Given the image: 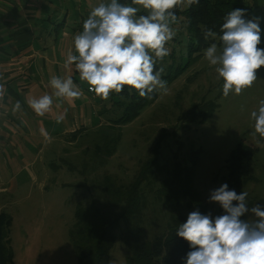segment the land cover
I'll return each instance as SVG.
<instances>
[{"label": "rangeland", "instance_id": "1", "mask_svg": "<svg viewBox=\"0 0 264 264\" xmlns=\"http://www.w3.org/2000/svg\"><path fill=\"white\" fill-rule=\"evenodd\" d=\"M34 1L35 4H75V0ZM255 3V10L246 18H264V0H255ZM176 21L171 24L176 35L166 46L176 52L174 67L181 66L184 70L176 79L167 81V93L157 92V99L132 122L121 128L111 127L106 121L113 114H105L102 126L79 131L78 137L39 138L38 149L32 150L29 142L33 141L36 147L37 140L27 137L22 130L12 129L13 120L7 121L4 117V122L0 121L13 131V135H9L0 129V213L12 217L8 233L14 254L13 264H77L70 232L77 205L88 203L87 186L107 173L128 183L139 173L142 163L161 137L164 138L161 165L167 166L169 171L174 162L182 168L190 166L194 151L200 150L193 187L201 196L204 211L189 202V196L183 197L181 204L170 211L152 194L145 211V237L146 234L163 232L171 215L184 218V222L188 214L197 209L204 214L210 212L213 218L219 215L221 206L210 202L209 197L212 190L225 182L229 155L239 143L257 148L250 166L255 180L244 186L247 201L251 200L255 207L264 196V138L259 134L253 136L254 121L250 117L264 99V66L258 70V78L251 88L244 89L239 95L230 93L224 97L223 78H218L215 66L209 65L204 53L191 59L180 18ZM260 26L262 42L258 47L264 48V19H261ZM217 45L222 48V44ZM5 100L0 87V118L11 111ZM209 100L218 103L219 107L206 121L183 119L194 104ZM104 103L108 108L111 106L109 100ZM77 124H82V120L78 118ZM102 135L118 138L116 151L104 167L84 176L82 163L93 158V148L95 143L103 140ZM71 166L75 170H70ZM165 173L164 170L162 178ZM242 219L251 223L257 218L248 213ZM125 227L124 221H120L110 264H127L129 251L122 238Z\"/></svg>", "mask_w": 264, "mask_h": 264}, {"label": "clouds", "instance_id": "2", "mask_svg": "<svg viewBox=\"0 0 264 264\" xmlns=\"http://www.w3.org/2000/svg\"><path fill=\"white\" fill-rule=\"evenodd\" d=\"M199 2L131 0L125 5L119 0H102L91 8L82 31L74 36V51L68 50L65 67L74 64L79 79L89 85L88 90L105 101L113 93H122L126 86L142 98L150 99L154 92L166 94L164 68H157V62L170 54L166 45L176 35L171 27L177 19L175 9ZM261 19L246 18V9L231 10L221 25L222 48L212 43L204 51L218 78H223L224 97L251 88L264 66V48L258 47L262 42ZM202 31L205 40L217 37L212 29ZM49 83L57 98L70 103L86 98L71 75L52 76ZM28 105L38 116H44L52 109L53 96L29 99ZM20 107L17 101L14 111ZM250 117L254 121L253 136L264 138V99ZM62 120L63 116L58 117V122ZM247 196V192L237 193L223 183L211 191L209 201L218 203L224 214L213 218L210 212L204 214L198 209L188 214L176 231L191 249L183 258L185 264H264V204L250 208ZM248 213L257 219L251 223L242 219Z\"/></svg>", "mask_w": 264, "mask_h": 264}, {"label": "trees", "instance_id": "3", "mask_svg": "<svg viewBox=\"0 0 264 264\" xmlns=\"http://www.w3.org/2000/svg\"><path fill=\"white\" fill-rule=\"evenodd\" d=\"M119 2L125 5L131 4V0H119ZM254 4H256L255 0H200L199 4L175 9L188 41L186 49L191 59L202 56L212 43L222 44L219 40L222 35L221 25L228 12L236 8L246 9L247 16L255 10ZM202 29H212L217 33V37L205 40ZM175 53L174 50H170V54L163 61L157 62V68H164L162 78L166 81L176 79L184 70L181 66L174 67ZM157 97L158 93L154 92L150 99L142 98L137 91L130 92L126 86L122 93H113L110 96L109 108L104 105L103 99L97 97L96 101L100 104L97 115L103 117L105 114H113V117L106 121V125L121 128L136 119ZM218 107L215 101H202L194 104L183 119L204 122ZM102 136L103 140L100 139L99 143H95L93 158H90V162L87 160L82 163L81 173L84 176L89 171L95 173L98 167H104L116 151L118 138ZM163 140L162 137L159 139V143L155 144L151 154L142 163L139 173L128 183L120 182V179L107 173L96 179L97 184L92 183L87 186L88 203L77 205L75 222L70 232L77 264H110V253L116 243V229L120 221L126 224L122 238L129 251L127 264H185L183 258L191 249L188 242L176 234L184 218L171 215L170 223L163 232L146 234L148 239L144 236L145 211L150 203L149 196L152 194L160 205L170 211L179 206L182 198L186 196H189V202H193L201 210L204 209L201 196L193 187L200 150L194 151L190 166L182 168L179 163L174 162L173 169L169 171L167 166L161 165ZM256 154V147L244 143H239L230 153L227 175L224 177V183H227L230 189H235L237 193L245 191L244 186L255 180L250 166ZM69 169L75 170L73 166ZM164 170L166 173L162 178ZM249 201L246 199L247 205L254 207L252 201ZM257 203L264 204V196ZM221 214H224L222 207L219 210V215ZM11 225L12 217L4 212L0 213V264L14 262L8 233Z\"/></svg>", "mask_w": 264, "mask_h": 264}, {"label": "crops", "instance_id": "4", "mask_svg": "<svg viewBox=\"0 0 264 264\" xmlns=\"http://www.w3.org/2000/svg\"><path fill=\"white\" fill-rule=\"evenodd\" d=\"M32 1L0 0V87L5 104L11 109L1 115L0 121L4 122V117L7 121L13 120L11 128L37 140L36 147L31 140L28 145L37 150L39 138L78 137L79 131L103 125V117L97 115V96L88 90L87 82L79 79L75 65L65 67L64 63L68 50L74 51L73 39L82 31L83 21L102 0H75V4ZM69 75L86 98L70 103L54 96L49 83L51 77ZM43 95H52L53 105L49 113L38 116L29 107L28 100ZM17 101L21 107L14 111ZM60 116L63 120L58 122ZM78 118L82 124H77ZM0 129L13 135L1 122Z\"/></svg>", "mask_w": 264, "mask_h": 264}, {"label": "built area", "instance_id": "5", "mask_svg": "<svg viewBox=\"0 0 264 264\" xmlns=\"http://www.w3.org/2000/svg\"><path fill=\"white\" fill-rule=\"evenodd\" d=\"M89 88V87H88Z\"/></svg>", "mask_w": 264, "mask_h": 264}]
</instances>
